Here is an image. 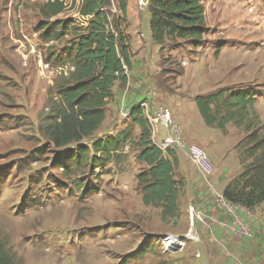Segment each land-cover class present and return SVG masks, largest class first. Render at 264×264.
Here are the masks:
<instances>
[{
	"label": "rangeland",
	"instance_id": "rangeland-1",
	"mask_svg": "<svg viewBox=\"0 0 264 264\" xmlns=\"http://www.w3.org/2000/svg\"><path fill=\"white\" fill-rule=\"evenodd\" d=\"M128 3L132 69L128 84L112 89L95 135L107 138L124 128L131 106L169 108L185 143L175 149V177L183 185L179 219L165 223L160 209L143 205L136 176L145 165L134 151L118 164L77 169L75 146L55 150L48 144L43 129L57 100V73L71 64L51 62L65 58L76 42L68 35L43 46L44 0H0V237L20 264H264V203L246 212L221 203L224 188L242 171L237 146L249 135L244 124L264 136V0H205L202 42L162 49L151 41L146 0ZM56 19L83 26L71 12ZM37 53L53 75L40 73ZM221 90L254 99L242 125L221 130L202 121L194 98ZM164 133L158 128L154 144ZM83 144L90 146L89 140ZM190 145L205 151L213 174L202 175L189 161ZM191 207L201 217L194 225L197 241L162 253L163 237L187 234ZM218 231L227 238L217 244ZM227 243H239L242 251Z\"/></svg>",
	"mask_w": 264,
	"mask_h": 264
},
{
	"label": "trees",
	"instance_id": "trees-1",
	"mask_svg": "<svg viewBox=\"0 0 264 264\" xmlns=\"http://www.w3.org/2000/svg\"><path fill=\"white\" fill-rule=\"evenodd\" d=\"M128 1L78 0L76 4L73 0L76 16L88 18L86 26L78 27L70 19H56L64 12L59 0L40 6L45 20L39 25L42 39L59 42L70 35L76 42L65 58L57 57L51 62L54 66L71 64L59 67L57 78L60 80L53 90L57 100L43 133L55 150L76 147L73 165L77 169L118 164L126 152L134 151L135 160L145 165L136 176L141 201L144 206L160 209L161 221L167 223L179 219L178 198L183 185L175 177L178 158L175 149L162 150L154 144L144 109L131 106L124 128L107 138L91 141L106 118V108L113 100L112 89L117 84L126 86L127 73L132 69ZM204 2L146 0L153 44L161 49L168 45L180 47L188 42L199 45L208 31ZM49 50L52 52L53 48ZM253 100L244 92L221 90L196 96L194 103L207 127L223 130L229 123L242 125L247 109L254 106ZM244 126L249 135L237 146L242 171L226 185L222 198L230 205L252 211L264 203V136L253 124ZM136 127L138 137L134 135ZM87 140L90 146L83 144ZM69 170L64 167L65 175ZM0 264H20L2 237Z\"/></svg>",
	"mask_w": 264,
	"mask_h": 264
},
{
	"label": "built area",
	"instance_id": "built-area-1",
	"mask_svg": "<svg viewBox=\"0 0 264 264\" xmlns=\"http://www.w3.org/2000/svg\"><path fill=\"white\" fill-rule=\"evenodd\" d=\"M45 3L53 2L54 0H44ZM64 6V13L71 12L79 21L83 23V26H86V21L88 18L77 17L75 14V7L73 6V0H59ZM78 0H75L77 4ZM60 16V15H59ZM54 42H45L43 44L44 47H48ZM36 57L38 58V63L40 66V73L44 74L49 73L53 75V70L50 69L48 63L43 62L41 54L37 53ZM73 71V68L70 69ZM55 100L57 97H54ZM144 109V114L146 120L151 128L152 136L158 132V128H162L164 130V136L160 141V144L157 145L160 149H182L185 147V143L181 138V130L173 121L172 114L167 107H153L151 109H147L148 105L145 103L140 105ZM187 157L189 161L196 167V169L204 176H209L213 174L214 168L211 164L207 154L203 149L196 145H190L187 148ZM221 203L229 208L235 207L225 202L223 198H221ZM189 219H190V228L186 235L184 236H165L161 240V248L162 253L167 254L182 248L186 241H197L198 232L195 228L196 222L201 221V217L199 214L195 212V210L191 207L189 209Z\"/></svg>",
	"mask_w": 264,
	"mask_h": 264
},
{
	"label": "crops",
	"instance_id": "crops-1",
	"mask_svg": "<svg viewBox=\"0 0 264 264\" xmlns=\"http://www.w3.org/2000/svg\"><path fill=\"white\" fill-rule=\"evenodd\" d=\"M129 2V1H128ZM129 4V3H128ZM130 109V108H129ZM129 109H128V112H129ZM174 118H176V121H177V116H175ZM105 121V120H104ZM104 121H103V123H104ZM103 123H102V125H103ZM102 125H101V127H102ZM182 127V126H181ZM101 129V128H100ZM100 129L98 130V131H100ZM183 129V128H182ZM180 130H181V128H180ZM182 131V130H181ZM97 135H95V137L91 140V141H94L95 139H100L101 137H96ZM225 185L226 184H224L223 185V188L225 187ZM243 210V209H242ZM244 212H246L245 210H243ZM226 233V232H225ZM225 233L224 232H220V231H218V232H215L214 233V235H213V238H214V240H215V242L214 243H217L218 244V242L217 241H219V240H221L222 238H227V236L225 235ZM229 234V233H228ZM225 235V236H224ZM230 235V234H229ZM228 235V236H229ZM227 245H228V249H230L231 251H233V252H240V251H242L241 249H240V247H241V245L239 244V243H236V244H232V243H227ZM245 249H250V247L249 246H246V248ZM206 255H205V253H203V257H205ZM214 260V259H213ZM208 262H210V260H208ZM215 262H219L218 260H215ZM227 264H229V261H228V263Z\"/></svg>",
	"mask_w": 264,
	"mask_h": 264
}]
</instances>
